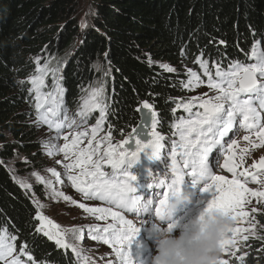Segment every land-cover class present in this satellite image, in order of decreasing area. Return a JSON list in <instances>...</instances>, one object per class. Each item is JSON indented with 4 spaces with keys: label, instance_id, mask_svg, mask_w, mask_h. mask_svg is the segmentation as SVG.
Listing matches in <instances>:
<instances>
[{
    "label": "trees",
    "instance_id": "trees-1",
    "mask_svg": "<svg viewBox=\"0 0 264 264\" xmlns=\"http://www.w3.org/2000/svg\"><path fill=\"white\" fill-rule=\"evenodd\" d=\"M81 3L0 0V229L7 228L17 237L15 245H26L41 264L74 260L37 232L34 199L9 168L15 163L25 175L42 170L46 158L33 130L44 127L37 122L27 81L37 57L41 66L47 62L60 69L64 107L73 108L85 89L103 85L108 106L103 126L114 138L138 125L143 101L153 105L159 130L175 137L172 127L181 115L176 105L185 102L187 70L198 71L196 58L203 54L210 64L245 62L253 44L264 43V0H90L83 21L77 15ZM65 52L67 60L60 56ZM45 81L53 89L51 73ZM34 190L45 194L41 183ZM60 207L69 211L62 201ZM255 221L263 235L245 244L242 264H264V212H257Z\"/></svg>",
    "mask_w": 264,
    "mask_h": 264
},
{
    "label": "snow or ice",
    "instance_id": "snow-or-ice-1",
    "mask_svg": "<svg viewBox=\"0 0 264 264\" xmlns=\"http://www.w3.org/2000/svg\"><path fill=\"white\" fill-rule=\"evenodd\" d=\"M221 44L224 41H220ZM261 42L253 44L249 60H255L254 63H244L239 60L232 61L227 69L221 67L219 63H213L214 74L209 69V62L202 59V55L196 58L203 69V75L207 77L209 89L215 90L214 96L192 97L186 103H177V108H183L189 113V118H181L173 127L175 134L179 136L178 140L172 141L170 151L172 178L170 182L166 179H159L157 187H163L165 190L159 195L155 202V217L163 219L165 206L168 200L169 192H173L182 182L186 171L196 174L200 178H207L203 190L212 191L213 198L207 205L205 212L201 214L203 220L206 214L213 210H220L230 214L233 222L238 218L247 219L249 213L244 211V205L248 197L258 198V202L264 200V190L256 191L247 187V181L264 184L260 179L264 173V158L259 163H254L251 167L258 171H249L247 167L239 170L244 160V153L247 148L240 150V162L236 160L238 141L231 139L225 142L224 138L239 124L240 127L249 133L254 132L259 138V144L251 139V135L243 136V140L248 141L253 147L264 145V123L261 122L260 113L254 106L258 101L260 108H264V50L260 47ZM36 75L29 78L31 88L29 92H35L37 109V122L48 125L50 129H55L58 133L54 139H59L60 131L67 127L69 129L76 125V121L68 122L66 115L67 109L64 107V92L58 76L59 68H49L46 62L43 66L39 63V57L36 58ZM169 72L175 71L168 65H161ZM188 80L184 83L185 88H194L205 83L201 77L192 69H188ZM51 73L53 76V89L50 92H43L45 86V77ZM23 83V81L21 82ZM207 95V94H205ZM104 87L93 88L88 97L83 99L79 115L85 118L94 110L99 109V119L95 126L91 128V136L87 131H77L71 134H65L63 146L56 148L48 142L42 141V146L47 148L48 154H53V149L64 153V168L67 172V178L71 181L73 187L83 194L84 199H97L107 201L109 204L116 205L119 209L131 212L133 209L152 213L153 201H142L139 196L132 195L135 192L133 182L135 175L122 165L127 161L129 165L134 164L140 158V153H146L149 157H161L164 144V137L156 131L157 113L153 110V105L148 101H143L142 106L137 111L142 113V122L134 127L129 136L119 144H113L111 140L112 133L109 132L97 139L103 122L106 118L107 105L103 101ZM194 108L198 109L194 111ZM175 111V109H173ZM61 113H64L63 119H60ZM71 135V139L69 138ZM144 137L143 139L141 137ZM87 138V144L81 147L83 140ZM95 142V143H94ZM107 146L103 148L102 145ZM135 147H130L131 145ZM223 154V164L219 165V155ZM216 162L214 166H219L231 173V178L226 175H216L212 167L209 166V156ZM95 157V159H94ZM57 163H61L58 161ZM103 165H109L111 173L103 170ZM73 169H79L73 173ZM53 176L59 178V173L55 169H49ZM35 175V174H34ZM15 179V178H14ZM37 179L43 182V177L37 176ZM22 187L28 188L29 185L18 181ZM50 184V182H49ZM54 195L63 196L64 200H70L73 204L77 201L71 200V197L64 196L63 193ZM37 207H43L39 202L34 201ZM79 208L86 213L97 215L99 220H107L111 217L112 223L101 228L100 225L90 228L91 238L93 240L102 239L105 243H111L115 246V254L120 259L121 264H131L128 246L132 238L138 233L131 220L125 219L121 211H114L111 207H89L84 203H79ZM257 209L253 208L252 212ZM39 225L37 232H43L50 240H54L58 248H72V251L80 256L74 245H70L65 240V233L61 231V226L56 224L41 211L36 212ZM254 219V217H253ZM174 225H167L170 230ZM255 228V225H252ZM74 239H82L79 234L80 229H70ZM247 231L239 227L232 226L221 240L223 253L231 251L227 246L236 247L235 236L238 232ZM102 233V234H101ZM255 233H253L254 235ZM17 237L10 235L7 228L0 229V261L3 264H25L21 256H27L29 261H35L27 250L26 245L20 247L19 253H16L15 241ZM247 239V237H245ZM236 255L235 251L231 252ZM243 261L244 257H237ZM87 258L85 257V260ZM221 264H229L227 259H222Z\"/></svg>",
    "mask_w": 264,
    "mask_h": 264
},
{
    "label": "rangeland",
    "instance_id": "rangeland-1",
    "mask_svg": "<svg viewBox=\"0 0 264 264\" xmlns=\"http://www.w3.org/2000/svg\"><path fill=\"white\" fill-rule=\"evenodd\" d=\"M91 4L90 0H82V3L80 4L79 12L77 13L80 21H83L88 15L90 10ZM88 18V17H87ZM261 42V49L264 50V43ZM60 56L62 59L67 60L69 58V53L65 52L64 54L61 53ZM255 60H251L250 63H254ZM162 65H168L166 63H163ZM171 68H173L171 65H168ZM186 74V73H185ZM97 86H92L88 90L87 97L89 96L91 90L93 88H98ZM33 94H35L33 92ZM207 94V95H205ZM216 94L215 90L209 89V87H203L201 84L197 87L187 89L186 91V103L189 99L192 97H202L207 98L208 96H214ZM104 99V96H103ZM33 103L36 104V99L34 98L32 100ZM34 104V108L35 107ZM256 107V105H254ZM180 109V114L188 113L183 108ZM198 110L194 108V111ZM99 112V111H98ZM97 112V113H98ZM189 115V113H188ZM261 122L264 123V111L260 114ZM40 124V123H39ZM41 125V124H40ZM77 126V125H75ZM74 126V127H75ZM74 127L70 130L68 134L75 133L77 131H87L89 133V138L91 136V129L90 128H80V126L76 127V130H73ZM35 132L38 134L39 141L42 142H48L50 145L56 146V148L63 146L65 143L63 136L59 134V139H54L57 137L58 134H55L48 129H40L37 130L36 126L33 128ZM157 132L160 133L164 137V140L162 143L164 144V148L162 149V156L157 157H149V155H146V160L149 162L151 167H154L155 164H163L164 170L163 174L171 175V171H168V165L171 162L170 151H171V137L163 135V132L161 130H157ZM238 132L240 137L236 139L238 141V148L242 146V149L247 148L248 151L244 153V160L241 164V167L239 170H243V168L247 167L249 171L255 172L258 171L257 169L252 168L251 166L254 163H258L261 158H264V145H260L259 147H253L251 144H249L248 141L243 140V136L245 135H251V139L255 142V144H259V138L255 136V133H249L244 132L243 130L238 128ZM235 131H232L230 135H235ZM105 135H98L97 139H100ZM69 138L71 139V135H69ZM113 144H119L121 141L114 139L111 137ZM95 143V142H94ZM87 144V138L83 140V143L81 147L85 146ZM107 145H102V150ZM2 147V143L0 142V148ZM43 154L45 155V160L43 161V169L42 170H31L26 171L25 175H21L19 171L17 170V164L12 163V165H9L10 171L13 176H15V179L18 181H22L23 183L29 185L30 187L25 188L30 193L34 201L39 202L40 205L43 207L38 208L37 204V211H41L44 215L49 217L51 220H53L54 223L59 224L61 226V231L65 233V240L68 244L74 245L77 249V251L80 253V256H77L75 252L72 251V248H59L62 251L67 250L69 251L74 258H76L77 264H121L120 259L115 254V246L111 243H105L102 239L93 240L91 238L90 234V228H94L96 225H100L101 228L108 223H112L111 217H109L107 220H99L97 215H93L91 213H86L83 209L79 208V203H84L89 207H111L112 205L109 204L107 201H100L97 199H91L86 200L83 197V194L78 192L75 187H73L71 181L67 178V172L64 168V163H67L69 161H65L64 159V153L56 151V149H53V154L49 155L47 148L44 147ZM213 151H218V149H214ZM19 157H17L18 159ZM95 159V157H94ZM60 161L61 163H57ZM212 163H216L213 158L211 159ZM223 164V158H219V164ZM49 169H55L57 173H59V178L56 176H53L52 172L49 171ZM79 169H73L72 172L76 173ZM190 172V171H189ZM35 174V175H34ZM191 174V173H190ZM188 174L187 176H189ZM219 175H226L228 174L227 170L224 168H220L218 171ZM37 176L43 177V182L37 179ZM261 180H264V173L260 176ZM50 182V184H49ZM19 183V182H18ZM41 183L43 185V188L45 189V194L41 196L39 193H37L36 190H34V184ZM21 185V183H19ZM191 184V182H189ZM22 187V186H21ZM247 187L250 189L260 191L264 190V184L253 182L251 179L247 181ZM53 189H55L56 193H63L64 196L71 197V200L77 201L76 204H73L70 200H64L63 196L54 195ZM158 198H155L153 200L152 205V213L149 212L147 215L149 218H141L139 214L137 213H126L122 211L121 213L124 214L125 219L131 220L133 224L138 227H146L150 228L153 226L160 225V223H166L167 221L161 220L155 217V202ZM63 202L65 205L68 206L69 211H64L63 207H60V202ZM248 201L244 205V211H247L249 213L247 219H241L238 218V222L234 223L233 226L239 227L241 229H247V231L238 232L236 234L239 235V239L235 240L236 247L232 248V245H228L227 247L231 250L229 252L223 253V259H227L229 261V264H242L241 260H239L237 257L242 256L243 252H245V243H249L253 240L260 241V238L263 235V230L259 226V224L255 221V214L257 212H264V200L258 202V198L255 197H248ZM256 208V212H252V209ZM113 209V208H112ZM132 216L138 217L131 218ZM146 216V217H147ZM254 217V219H253ZM135 220V221H134ZM140 220V221H138ZM149 220V221H148ZM159 220V224L156 222ZM39 225V220H37ZM141 222H144V224H141ZM255 225V228L252 227V225ZM192 227V226H191ZM189 227L188 229H190ZM80 229V235L82 236V239H74L70 229ZM187 229V230H188ZM43 233V232H42ZM253 233H255L253 235ZM102 234V233H101ZM158 234H154L153 236L146 235V231L138 232L131 240L128 249H129V255L131 257V264H151L152 257L156 252V246H155V239ZM235 236V237H236ZM247 237V239H245ZM235 239V238H234ZM54 244L56 242L54 240ZM16 246V245H15ZM255 246V245H254ZM253 246V247H254ZM20 247L16 246V255L19 253ZM235 251L236 255L232 256L231 252ZM85 257L87 258L85 260ZM21 259L25 261V264H33V261H29L27 256L22 255ZM0 264H3L2 261H0ZM35 264H38L35 262Z\"/></svg>",
    "mask_w": 264,
    "mask_h": 264
},
{
    "label": "clouds",
    "instance_id": "clouds-1",
    "mask_svg": "<svg viewBox=\"0 0 264 264\" xmlns=\"http://www.w3.org/2000/svg\"><path fill=\"white\" fill-rule=\"evenodd\" d=\"M189 200L190 194L177 186L167 200L163 220L171 222L180 206ZM191 224L190 229L179 234L161 231L155 239L156 252L151 264H221L220 242L233 224L231 215L217 209Z\"/></svg>",
    "mask_w": 264,
    "mask_h": 264
},
{
    "label": "bare ground",
    "instance_id": "bare-ground-1",
    "mask_svg": "<svg viewBox=\"0 0 264 264\" xmlns=\"http://www.w3.org/2000/svg\"><path fill=\"white\" fill-rule=\"evenodd\" d=\"M245 62L248 63L247 60H246ZM32 93H33V92H31V95H32ZM34 98H35V97H33L32 100H33ZM134 218L138 219L139 217H134ZM134 221H135V220H134ZM138 221H140V220H138ZM158 230H164V228H157V229L154 230V231L157 232ZM170 230H171V231H174L173 229H170ZM238 236H239V235H238Z\"/></svg>",
    "mask_w": 264,
    "mask_h": 264
},
{
    "label": "water",
    "instance_id": "water-1",
    "mask_svg": "<svg viewBox=\"0 0 264 264\" xmlns=\"http://www.w3.org/2000/svg\"><path fill=\"white\" fill-rule=\"evenodd\" d=\"M139 114H140V117H141V122H142V113H141V112H139ZM141 122H140V124H141ZM140 124H139V125H140ZM139 125H138V126H139ZM141 138L143 139L144 137L142 136ZM130 147H133V148H134V147H135V145L133 144V145H131Z\"/></svg>",
    "mask_w": 264,
    "mask_h": 264
}]
</instances>
